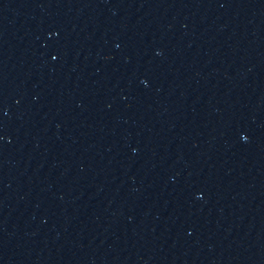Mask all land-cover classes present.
I'll list each match as a JSON object with an SVG mask.
<instances>
[{
    "label": "water",
    "instance_id": "1",
    "mask_svg": "<svg viewBox=\"0 0 264 264\" xmlns=\"http://www.w3.org/2000/svg\"><path fill=\"white\" fill-rule=\"evenodd\" d=\"M0 264H264V0H0Z\"/></svg>",
    "mask_w": 264,
    "mask_h": 264
}]
</instances>
